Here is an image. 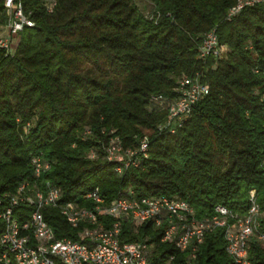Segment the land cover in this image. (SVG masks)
Instances as JSON below:
<instances>
[{
  "label": "trees",
  "instance_id": "obj_1",
  "mask_svg": "<svg viewBox=\"0 0 264 264\" xmlns=\"http://www.w3.org/2000/svg\"><path fill=\"white\" fill-rule=\"evenodd\" d=\"M16 1L34 25L20 32L12 56L0 49V194H17L22 182L48 181L60 189V204L90 207L83 196L97 187L104 205L132 191L135 198L184 199L204 218L217 205L244 216L253 189L264 233V4L228 19L237 0H150L151 16L135 0H57L50 13L43 0ZM6 22L0 0V27ZM213 28L227 50L203 61L202 37ZM196 73L209 93L174 133L159 130L178 79ZM111 137L122 150L147 137L146 156L118 174L105 158ZM36 155L50 163L38 178ZM33 209L19 202L13 214L23 224ZM41 212L56 239H78L83 224L71 226L55 207ZM101 217L108 227L112 219ZM4 227L0 217V237ZM164 227L123 220L119 239L152 243L153 264L170 256V264H182L189 249L162 241ZM223 233L205 234L196 264H231ZM248 259L264 264L255 235Z\"/></svg>",
  "mask_w": 264,
  "mask_h": 264
},
{
  "label": "built area",
  "instance_id": "obj_2",
  "mask_svg": "<svg viewBox=\"0 0 264 264\" xmlns=\"http://www.w3.org/2000/svg\"><path fill=\"white\" fill-rule=\"evenodd\" d=\"M57 0H43L48 13L52 12ZM264 4V0H237L227 13V18L235 16L244 7ZM7 22L0 27V49L5 55L12 56L17 48L20 32L24 27H32L34 21L23 12L22 5L16 0H4ZM226 46L218 40L216 30L210 29L203 34L198 57L206 61L209 57L218 60L226 53ZM175 97L167 103V115L159 130L174 133L193 111L194 107L209 93L208 85L201 80L199 73L194 76H181L175 87ZM162 98L157 96L154 99ZM89 131H86L87 134ZM147 137L137 148L122 150L118 138L111 137L104 148L105 158L115 164L114 170L121 174L130 166L138 165V156H146ZM90 157L95 156L91 151ZM34 176L49 168L50 163L40 155L31 160ZM264 178V155L261 162ZM119 196L104 205L97 187L84 194L83 198L91 206H82L71 201L59 203L60 189L46 181L42 187H29L22 182L17 194H0V217L4 222V231L0 237L3 253L0 261L4 264H153L149 256L152 243L121 242L119 234L121 222L130 220L137 227L146 221L155 226L165 224L162 241L173 242L182 252L189 249L182 264H196V247L206 233L214 229H224L225 252L231 264H251L248 259V245L252 236L264 245V233L258 231L261 213L255 201L254 190L249 191L250 207L244 216H238L224 205H217L211 217L196 218L194 210L184 199L167 197L135 198ZM25 202L34 207L29 219L20 224L13 214V207ZM44 206L58 208L66 221L73 227L83 224L78 239H56L51 227L46 223L41 209ZM109 216L112 219L108 227L99 219ZM170 256L164 264H170Z\"/></svg>",
  "mask_w": 264,
  "mask_h": 264
},
{
  "label": "rangeland",
  "instance_id": "obj_3",
  "mask_svg": "<svg viewBox=\"0 0 264 264\" xmlns=\"http://www.w3.org/2000/svg\"><path fill=\"white\" fill-rule=\"evenodd\" d=\"M137 6L139 7L140 11L145 16H151L153 11V5L150 0H135ZM223 57V56H222Z\"/></svg>",
  "mask_w": 264,
  "mask_h": 264
}]
</instances>
